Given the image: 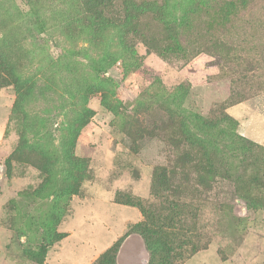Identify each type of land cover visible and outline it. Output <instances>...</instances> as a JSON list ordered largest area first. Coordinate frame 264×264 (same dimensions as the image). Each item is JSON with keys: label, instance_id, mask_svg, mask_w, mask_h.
I'll return each instance as SVG.
<instances>
[{"label": "rangeland", "instance_id": "obj_1", "mask_svg": "<svg viewBox=\"0 0 264 264\" xmlns=\"http://www.w3.org/2000/svg\"><path fill=\"white\" fill-rule=\"evenodd\" d=\"M3 58L0 264H264V0H0Z\"/></svg>", "mask_w": 264, "mask_h": 264}, {"label": "trees", "instance_id": "obj_2", "mask_svg": "<svg viewBox=\"0 0 264 264\" xmlns=\"http://www.w3.org/2000/svg\"><path fill=\"white\" fill-rule=\"evenodd\" d=\"M126 0H124L125 2ZM119 2L121 3L122 0H96V3L99 7L101 8H105V9H109L115 6H118ZM125 11V10H124ZM41 26H43V24H41ZM6 66H7V62L5 60V58H3V64L0 66V87L6 85L7 83V78L10 77V75L7 76L6 72ZM220 108H217L215 111H220Z\"/></svg>", "mask_w": 264, "mask_h": 264}]
</instances>
